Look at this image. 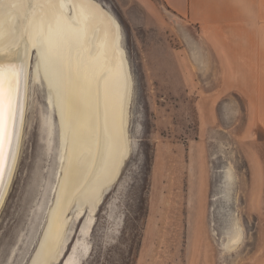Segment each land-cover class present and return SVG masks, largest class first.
<instances>
[{
  "label": "rangeland",
  "instance_id": "1",
  "mask_svg": "<svg viewBox=\"0 0 264 264\" xmlns=\"http://www.w3.org/2000/svg\"><path fill=\"white\" fill-rule=\"evenodd\" d=\"M96 1L121 28L133 83L132 149L85 236L91 250L82 264H264L261 76L231 72L202 28L163 0ZM33 61L35 53L31 68ZM30 81L22 145L0 211V264L29 263L62 175L56 113L42 80ZM230 171L237 178L228 191ZM68 216L74 246L88 213ZM233 221L243 239L230 253Z\"/></svg>",
  "mask_w": 264,
  "mask_h": 264
},
{
  "label": "bare ground",
  "instance_id": "2",
  "mask_svg": "<svg viewBox=\"0 0 264 264\" xmlns=\"http://www.w3.org/2000/svg\"><path fill=\"white\" fill-rule=\"evenodd\" d=\"M193 48L195 59L203 65L201 52ZM33 53L36 61L31 68ZM0 65L18 70L15 121L9 125L11 145L5 148L0 165V211L22 145L29 81L42 80L49 107L57 116L62 175L28 264H82L91 250L85 236L132 149L133 83L120 25L96 0H0ZM236 178L232 171L225 175L228 191ZM71 211L77 220L88 213L84 238L74 246L73 231L67 228ZM242 239L240 223L233 221L224 249L234 252Z\"/></svg>",
  "mask_w": 264,
  "mask_h": 264
},
{
  "label": "crops",
  "instance_id": "3",
  "mask_svg": "<svg viewBox=\"0 0 264 264\" xmlns=\"http://www.w3.org/2000/svg\"><path fill=\"white\" fill-rule=\"evenodd\" d=\"M163 1L202 28L203 39L230 59L231 72L261 76L264 104V0Z\"/></svg>",
  "mask_w": 264,
  "mask_h": 264
},
{
  "label": "snow or ice",
  "instance_id": "4",
  "mask_svg": "<svg viewBox=\"0 0 264 264\" xmlns=\"http://www.w3.org/2000/svg\"><path fill=\"white\" fill-rule=\"evenodd\" d=\"M18 70L0 65V165L4 160V150L10 147L9 125L15 121L14 101Z\"/></svg>",
  "mask_w": 264,
  "mask_h": 264
}]
</instances>
